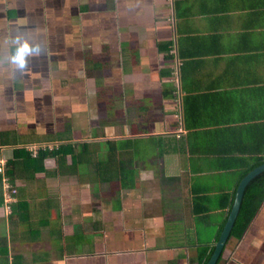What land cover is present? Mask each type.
Segmentation results:
<instances>
[{
	"label": "crops",
	"instance_id": "0c3cea01",
	"mask_svg": "<svg viewBox=\"0 0 264 264\" xmlns=\"http://www.w3.org/2000/svg\"><path fill=\"white\" fill-rule=\"evenodd\" d=\"M64 143L85 156L44 160L16 253L200 264L264 165V0H0V168ZM220 264H264V202Z\"/></svg>",
	"mask_w": 264,
	"mask_h": 264
},
{
	"label": "trees",
	"instance_id": "16d2710c",
	"mask_svg": "<svg viewBox=\"0 0 264 264\" xmlns=\"http://www.w3.org/2000/svg\"><path fill=\"white\" fill-rule=\"evenodd\" d=\"M62 138L58 139L61 140ZM109 146L113 147L112 143H109ZM114 148V147H113ZM76 148L71 145L64 143L57 146L52 150L42 151L36 157H33L26 149L16 148L14 151L13 158L8 161L7 166L4 167L3 171H0V204H5L6 198L3 194V174L11 177L12 185L7 187L5 193H8L12 197V201L9 203L11 206V213L8 216V234L0 236V264H36L37 261H40L41 258L37 254L29 258H24L22 253L12 254V251L19 252V246L30 245L35 242L37 239L36 229L32 227L30 217H32L33 211L31 209V201L36 202V196L34 192H31L30 185L34 184L35 175L37 172L45 170V159L53 157L59 163V166L62 167L64 163H67L69 160L75 162L79 157L85 156L83 153H76ZM108 156L112 155L108 153ZM264 163L263 160L257 163V166ZM252 170V169H251ZM251 170L243 174L245 177ZM27 175L26 180H28V186L18 187L16 181L22 180L24 176ZM37 182H35L36 184ZM29 189V190H28ZM29 200V201H28ZM264 202V172L257 176L248 186L245 198L243 201L242 209L234 230L232 232L231 238L227 244L233 240L242 239L247 230L252 225L258 211L260 210ZM7 203V202H6ZM227 220L221 226L220 233L217 235V243L220 240V237L224 231ZM227 246L225 251L227 250ZM216 250V244L214 246L202 247L200 249V264H208ZM223 256L218 264L223 260ZM45 256L41 254V257ZM47 260V259H46Z\"/></svg>",
	"mask_w": 264,
	"mask_h": 264
},
{
	"label": "water",
	"instance_id": "95a60500",
	"mask_svg": "<svg viewBox=\"0 0 264 264\" xmlns=\"http://www.w3.org/2000/svg\"><path fill=\"white\" fill-rule=\"evenodd\" d=\"M263 172H264V165L253 170L242 180L240 187L238 189L236 202L234 204L231 215L227 221L224 231L220 237V240L216 244V250L212 258L208 262V264H218L219 261L221 260V257L225 252L226 246L231 238L232 232L240 215L247 188L249 184Z\"/></svg>",
	"mask_w": 264,
	"mask_h": 264
},
{
	"label": "built area",
	"instance_id": "2783aa9c",
	"mask_svg": "<svg viewBox=\"0 0 264 264\" xmlns=\"http://www.w3.org/2000/svg\"><path fill=\"white\" fill-rule=\"evenodd\" d=\"M0 166H1V163H0ZM0 171H2V169L0 168ZM7 187H10L9 185ZM12 201V197L9 193L6 194V202H11Z\"/></svg>",
	"mask_w": 264,
	"mask_h": 264
},
{
	"label": "rangeland",
	"instance_id": "374dc122",
	"mask_svg": "<svg viewBox=\"0 0 264 264\" xmlns=\"http://www.w3.org/2000/svg\"><path fill=\"white\" fill-rule=\"evenodd\" d=\"M151 145H154L153 143L151 144ZM9 193V192H8ZM6 194L7 193H5V197H6ZM1 217V216H0ZM2 218V217H1ZM20 252V251H19ZM42 252H46V249L45 250H42ZM16 252H14V251H12V254H15Z\"/></svg>",
	"mask_w": 264,
	"mask_h": 264
}]
</instances>
